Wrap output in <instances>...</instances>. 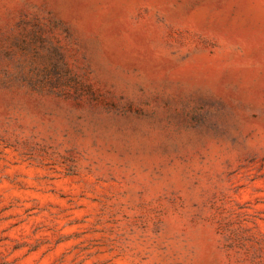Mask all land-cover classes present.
Segmentation results:
<instances>
[{"label":"rangeland","instance_id":"obj_1","mask_svg":"<svg viewBox=\"0 0 264 264\" xmlns=\"http://www.w3.org/2000/svg\"><path fill=\"white\" fill-rule=\"evenodd\" d=\"M0 264H264V0H0Z\"/></svg>","mask_w":264,"mask_h":264}]
</instances>
